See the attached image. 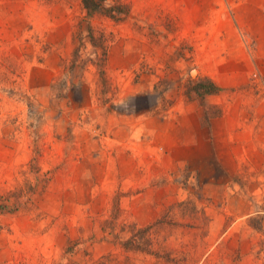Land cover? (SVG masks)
Returning <instances> with one entry per match:
<instances>
[{
    "label": "rangeland",
    "instance_id": "obj_1",
    "mask_svg": "<svg viewBox=\"0 0 264 264\" xmlns=\"http://www.w3.org/2000/svg\"><path fill=\"white\" fill-rule=\"evenodd\" d=\"M101 4L0 0V264H264V0Z\"/></svg>",
    "mask_w": 264,
    "mask_h": 264
},
{
    "label": "trees",
    "instance_id": "obj_2",
    "mask_svg": "<svg viewBox=\"0 0 264 264\" xmlns=\"http://www.w3.org/2000/svg\"><path fill=\"white\" fill-rule=\"evenodd\" d=\"M82 1H83L85 8L89 12L96 11L95 9H97L98 7L103 8V5L101 4L103 2V0H100V3L97 2L98 0H82ZM92 10H94V11H92ZM209 85L211 88L207 87V89H205V92L211 93V92H214L216 90H219L218 87L213 82L210 81ZM0 208H1V206H0Z\"/></svg>",
    "mask_w": 264,
    "mask_h": 264
},
{
    "label": "crops",
    "instance_id": "obj_3",
    "mask_svg": "<svg viewBox=\"0 0 264 264\" xmlns=\"http://www.w3.org/2000/svg\"><path fill=\"white\" fill-rule=\"evenodd\" d=\"M213 82V81H212ZM214 83V82H213ZM215 85H216V83H215Z\"/></svg>",
    "mask_w": 264,
    "mask_h": 264
}]
</instances>
